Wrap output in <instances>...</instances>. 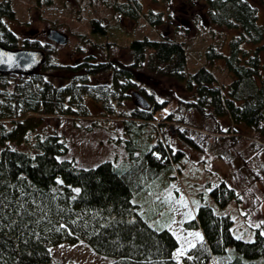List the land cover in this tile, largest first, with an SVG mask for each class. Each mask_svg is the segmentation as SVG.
<instances>
[{
  "label": "trees",
  "instance_id": "obj_1",
  "mask_svg": "<svg viewBox=\"0 0 264 264\" xmlns=\"http://www.w3.org/2000/svg\"><path fill=\"white\" fill-rule=\"evenodd\" d=\"M43 3L51 5L52 0ZM110 6L130 20L142 15L138 0H113ZM203 8L208 22L236 31L227 54L215 46L206 50L208 61L222 59L225 71L233 76L226 93L206 67L188 73L185 44L168 38L133 39L127 46L129 63L83 52L72 63L58 64L53 60L56 44L20 40L7 26L15 12L11 0H0V44L45 54L30 76H0V264H51V247L77 242L110 259L109 264H263L260 229H255L252 241L239 239L232 233L230 216L216 214L208 204L199 205L194 219L185 223L198 228L201 237L182 250L169 230L152 226L138 214L134 194L146 182L155 183L174 160L159 133L164 118L154 125L166 102L154 101L148 108L135 104L121 112L123 136L117 140L124 143L128 161L118 165L103 161L77 167L62 158L68 151L64 139L42 127L44 116L89 117L86 97L100 103L107 114H115L118 105L132 99L136 72L146 65L152 73L185 84L191 100H179L183 106L213 121L228 116L233 124H244L258 136L264 151V76L259 58L264 24L257 22V9L246 0H204ZM144 18L152 27L164 23L162 12L147 10ZM92 31L107 33L99 20H92ZM53 74L63 76L59 83L52 81ZM140 91L152 99L147 90ZM165 120L173 121V115L167 114ZM177 130L182 140L196 143L186 130ZM166 186H161L160 194ZM210 194L220 207L240 200L224 181Z\"/></svg>",
  "mask_w": 264,
  "mask_h": 264
},
{
  "label": "rangeland",
  "instance_id": "obj_2",
  "mask_svg": "<svg viewBox=\"0 0 264 264\" xmlns=\"http://www.w3.org/2000/svg\"><path fill=\"white\" fill-rule=\"evenodd\" d=\"M138 1L143 8L142 15L140 19L130 20L112 10L113 0H52L51 5H45L44 0H11L15 15L6 23L20 40L31 38L41 44H56L47 38L50 29L65 34L67 42L56 44L53 55L58 64L72 63L77 57L89 53L97 54L98 58L115 57L129 63L128 44L143 36L181 42L187 50V72L206 67L226 93L233 76L225 71L222 59L208 61L206 50L215 46L227 54L228 41L236 31L208 22L201 13L204 0ZM246 1L257 9V22L264 24V0ZM147 10L162 12L164 23L150 26L144 21ZM92 20H99L108 34L93 33ZM79 49L83 51L79 52ZM259 58L264 76V51L259 52ZM59 76L51 75L52 81L59 83ZM135 83L134 91L142 94L140 89L144 88L151 94L152 99L142 94L149 107L154 101L166 102L155 122L158 124V120L164 118L165 124L159 128L160 137L163 143L170 145L174 155V160L167 164L155 183L146 182L138 194H134L133 203L138 207V214L152 226L169 230L177 239L179 250L194 245L201 237L198 228L185 227L186 222L194 219L201 204L210 205L216 214L229 215L233 221L232 233L239 239L254 240L256 228L264 234V151L260 150L255 132L244 124H233L228 116L213 121L186 108L179 102L191 100L185 84L152 73L146 65L136 72ZM85 101L90 109L89 117L42 118V127L46 131H54L64 139L68 151L62 158L73 160L77 167L82 168L93 167L103 161L116 165L128 161L124 143L117 138L123 136V121L119 115L133 108V97L118 105L115 114H107L100 103L89 97ZM169 113L173 115V121L165 120ZM177 128L186 130L185 133L196 143L182 140ZM221 181L234 188L240 200L233 199L220 207L210 192ZM163 184L167 186L160 194ZM50 252L51 264L110 262L83 242L62 243L51 247Z\"/></svg>",
  "mask_w": 264,
  "mask_h": 264
},
{
  "label": "water",
  "instance_id": "obj_3",
  "mask_svg": "<svg viewBox=\"0 0 264 264\" xmlns=\"http://www.w3.org/2000/svg\"><path fill=\"white\" fill-rule=\"evenodd\" d=\"M47 38L56 43L64 44L68 38L56 29L47 31ZM45 54L42 50L10 49L0 44V76L4 75H32L43 63ZM135 103L141 108L149 106L148 100L139 92L132 93Z\"/></svg>",
  "mask_w": 264,
  "mask_h": 264
},
{
  "label": "snow or ice",
  "instance_id": "obj_4",
  "mask_svg": "<svg viewBox=\"0 0 264 264\" xmlns=\"http://www.w3.org/2000/svg\"><path fill=\"white\" fill-rule=\"evenodd\" d=\"M197 235H199V234H197Z\"/></svg>",
  "mask_w": 264,
  "mask_h": 264
}]
</instances>
